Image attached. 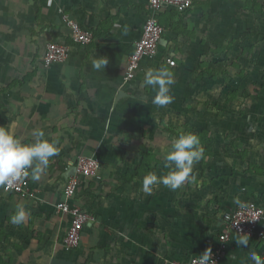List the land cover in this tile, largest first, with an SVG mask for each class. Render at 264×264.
Wrapping results in <instances>:
<instances>
[{
	"label": "crops",
	"instance_id": "0c3cea01",
	"mask_svg": "<svg viewBox=\"0 0 264 264\" xmlns=\"http://www.w3.org/2000/svg\"><path fill=\"white\" fill-rule=\"evenodd\" d=\"M148 1L0 0V126L16 122L14 134L24 143L42 129L59 148L41 178H29L32 195L0 186V264L185 262L208 248L213 254L225 212L264 201V148H213L194 165V182L176 191L160 185L151 195L141 190L146 173L169 171L164 153L176 135L165 127L175 129L176 103H188L185 90L236 71L241 75L228 77L226 88L253 89L260 106L264 85V0H192L183 13L162 8L158 53L125 82ZM64 16L91 31L93 42H71ZM56 41L68 45V56L45 68V46ZM96 56L107 57L104 70L92 67ZM200 65L210 76L197 82ZM161 66L175 80L174 99L164 107L152 103L155 92L143 84L145 71ZM80 155L98 156L101 167L97 178L81 180L72 199L92 220L78 247L65 250L70 218L56 205ZM17 204L28 212L19 226L9 222ZM247 240V247L232 240L221 264H252L253 252L264 259V239Z\"/></svg>",
	"mask_w": 264,
	"mask_h": 264
},
{
	"label": "built area",
	"instance_id": "2783aa9c",
	"mask_svg": "<svg viewBox=\"0 0 264 264\" xmlns=\"http://www.w3.org/2000/svg\"><path fill=\"white\" fill-rule=\"evenodd\" d=\"M192 0H149L147 4L146 19L142 26L141 36L134 43L133 51L128 58L125 69L124 81L134 79L142 60L153 59L158 53V44L163 29L158 21V14L162 8L167 7L179 13L189 10ZM64 22L70 30V40L74 44L90 45L94 36L93 33L84 29L76 21L64 16ZM68 56V45L63 42H51L45 46L42 55V64L45 68L61 64ZM101 167L98 156L77 157L74 165V173L69 176L64 188V200L56 205L57 212L67 215L70 218L69 226L62 245L65 250H72L78 247L83 227L91 219L90 215L77 205L73 204L80 182L84 178H97ZM5 193L20 195L22 197L32 195L29 178L17 182L12 186H1ZM223 228L217 237V246L212 254L215 264H221L223 252L232 240L239 239H264V201H243L233 209L222 215ZM198 257L188 261L168 260L165 264H196Z\"/></svg>",
	"mask_w": 264,
	"mask_h": 264
},
{
	"label": "clouds",
	"instance_id": "9594fccd",
	"mask_svg": "<svg viewBox=\"0 0 264 264\" xmlns=\"http://www.w3.org/2000/svg\"><path fill=\"white\" fill-rule=\"evenodd\" d=\"M107 63L105 56L91 58L92 67L96 71L104 70ZM65 83L67 85L68 82ZM174 83L173 73L164 66L150 68L144 73L143 84L154 90L152 103L158 107H164L173 101L170 88ZM16 127V122L0 126V186H12L26 178L38 181L46 172L50 159L59 153L56 141L47 139L42 129H33L31 135L34 139L24 143L14 134ZM204 158L205 151L199 136L190 131L179 133L164 153L165 167L169 171L164 175L146 173L141 179V190L151 195L154 188L160 185L176 191L186 182H194L193 167ZM27 216L24 205L17 204L9 216V222L19 226ZM236 242L238 245L248 246L247 239ZM250 259L252 264H264V259L254 252L250 254ZM196 264H215L210 248L198 255Z\"/></svg>",
	"mask_w": 264,
	"mask_h": 264
},
{
	"label": "rangeland",
	"instance_id": "374dc122",
	"mask_svg": "<svg viewBox=\"0 0 264 264\" xmlns=\"http://www.w3.org/2000/svg\"><path fill=\"white\" fill-rule=\"evenodd\" d=\"M237 75L241 74L236 71L227 76L224 72L214 73L211 77L207 74L209 79L205 80L203 87L185 90V102L188 103H176L175 129L182 132L184 125L207 129L215 139L214 148L220 152L222 148H264V138L261 137V134L264 135V126L259 125L264 122V85L258 90L261 95L259 106L252 99L253 89L226 88L224 82L227 78L235 79Z\"/></svg>",
	"mask_w": 264,
	"mask_h": 264
},
{
	"label": "trees",
	"instance_id": "16d2710c",
	"mask_svg": "<svg viewBox=\"0 0 264 264\" xmlns=\"http://www.w3.org/2000/svg\"><path fill=\"white\" fill-rule=\"evenodd\" d=\"M200 69H201V71L198 74V77L196 78V81L197 82L203 81L205 79V77L207 76V74H210V72L204 71L203 66H201ZM166 131H169L170 133H173L174 135H178L179 133H181V132H178L176 129H171V130L166 129ZM185 131L193 132V133H195V134H197L199 136V138L201 140V143H202V145L204 147V151H205V158L202 159L199 162L200 164L201 163L203 164L205 162V159L208 158V157H210L212 155V152L211 151L214 148V144H215L214 137L213 136H210L209 135V131L207 129H205V128L197 129V128H193V127L184 125L182 132H185Z\"/></svg>",
	"mask_w": 264,
	"mask_h": 264
},
{
	"label": "water",
	"instance_id": "95a60500",
	"mask_svg": "<svg viewBox=\"0 0 264 264\" xmlns=\"http://www.w3.org/2000/svg\"><path fill=\"white\" fill-rule=\"evenodd\" d=\"M74 170H75V169L72 170V174L74 173Z\"/></svg>",
	"mask_w": 264,
	"mask_h": 264
}]
</instances>
